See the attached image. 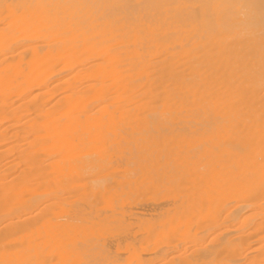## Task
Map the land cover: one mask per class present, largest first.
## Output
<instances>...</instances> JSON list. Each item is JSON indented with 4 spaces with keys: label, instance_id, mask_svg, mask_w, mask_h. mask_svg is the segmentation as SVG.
Here are the masks:
<instances>
[{
    "label": "bare ground",
    "instance_id": "1",
    "mask_svg": "<svg viewBox=\"0 0 264 264\" xmlns=\"http://www.w3.org/2000/svg\"><path fill=\"white\" fill-rule=\"evenodd\" d=\"M0 264H264V0H0Z\"/></svg>",
    "mask_w": 264,
    "mask_h": 264
}]
</instances>
